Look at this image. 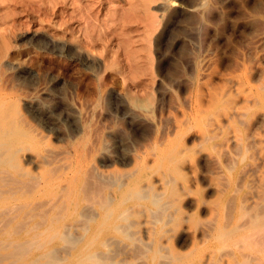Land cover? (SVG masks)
<instances>
[{
  "label": "bare ground",
  "instance_id": "6f19581e",
  "mask_svg": "<svg viewBox=\"0 0 264 264\" xmlns=\"http://www.w3.org/2000/svg\"><path fill=\"white\" fill-rule=\"evenodd\" d=\"M6 57L0 48V62ZM13 63L0 72V264H202L209 250L224 249L231 264H264V162L254 187L219 167L210 174L214 198H205L194 175L212 157L198 156L210 147L196 101L178 107L162 131L148 102L127 99L98 74L103 84L90 94L118 124L96 128L71 107L62 136L44 120L36 73ZM119 74L111 78L128 86ZM235 184L252 193L228 224Z\"/></svg>",
  "mask_w": 264,
  "mask_h": 264
},
{
  "label": "rangeland",
  "instance_id": "374dc122",
  "mask_svg": "<svg viewBox=\"0 0 264 264\" xmlns=\"http://www.w3.org/2000/svg\"><path fill=\"white\" fill-rule=\"evenodd\" d=\"M0 48L8 57L0 72L14 62L36 73V83L27 84L45 92L38 95L49 115L44 120L59 135L67 134L62 119L71 107L96 128L118 124L90 94L105 73L106 83L127 99L148 102L145 110L159 130L178 107L198 103L210 147L198 156L212 157L194 175L205 198H214L210 174L219 167L254 187L264 162V0H0ZM119 72L128 86L123 76L111 78ZM17 78L11 80L23 85ZM238 186L227 198L228 224L252 193ZM201 218L210 225L208 212ZM228 255L227 249L209 250L202 264H231Z\"/></svg>",
  "mask_w": 264,
  "mask_h": 264
}]
</instances>
